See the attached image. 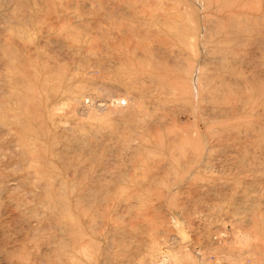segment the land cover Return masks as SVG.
<instances>
[{
    "label": "rangeland",
    "instance_id": "obj_1",
    "mask_svg": "<svg viewBox=\"0 0 264 264\" xmlns=\"http://www.w3.org/2000/svg\"><path fill=\"white\" fill-rule=\"evenodd\" d=\"M15 23L49 150L35 178L0 127V264L67 263L66 193L99 264H264V0H0L3 48Z\"/></svg>",
    "mask_w": 264,
    "mask_h": 264
},
{
    "label": "bare ground",
    "instance_id": "obj_2",
    "mask_svg": "<svg viewBox=\"0 0 264 264\" xmlns=\"http://www.w3.org/2000/svg\"><path fill=\"white\" fill-rule=\"evenodd\" d=\"M19 1V0H18ZM61 1V0H60ZM49 2V1H48ZM50 2H51V0H50ZM47 3V2H46ZM61 3V2H60ZM53 4V3H52ZM19 7V6H18ZM48 12V11H47ZM54 12H56V11H54ZM10 13V12H9ZM16 13V12H15ZM52 13V12H51ZM13 18H15L14 16H13ZM20 18V17H19ZM23 18V17H22ZM8 19V18H7ZM24 19V18H23ZM11 20H12V17H11ZM11 20H9V21H11ZM25 20V19H24ZM8 21V22H9ZM37 21V20H36ZM3 22V21H2ZM15 22V21H14ZM25 22V21H24ZM6 23V22H5ZM11 24H13V23H11ZM15 24H17V23H15ZM19 24H21V23H19ZM19 24H17V25H15V27L13 28V25H11L12 26V28H11V26H10V24L8 25V26H10V27H8V26H6V27H8L7 28V30L5 29V27H4V29L6 30V31H8L9 32V35L10 36H7V35H5V36H7V37H9V38H11V40H9V41H7V37L5 38L4 36V39H5V41H4V43L3 44H5V45H3V46H7L6 48H3L2 47V45L0 44V47H2L3 49H6V51L4 50V51H2V54L0 55L1 56V60H0V123H2V124H0V127L3 125V127H1V128H4L5 127V130L7 131L6 133L7 134H9L10 135V139H12L13 141H14V143H15V147H19L18 149V151H21V153H22V156L21 157H23V156H25V158H26V160L28 161V166L29 167H31L32 168V166H33V168L31 169L32 171H33V174L35 173V175H36V177L35 176H33V177H35V178H37L38 176H42L43 177V175H42V173H44L45 171L43 170L44 168L42 167V165L41 164H39V162H41L42 164H44L45 163V159H46V153L48 152V150H47V148L44 146V148L43 149H45V150H42L43 151V153H44V155H38L37 156V158H33L34 156H35V152H34V150L35 149H33V148H35L34 146L36 145L35 144V136H34V134H33V131H34V124H33V122L32 123H30V115L28 114L30 111H29V106L31 105H29L28 106V103L29 102H32V100H34V98L36 99V97H40L41 99L43 98V97H45V99L48 97L47 96V89H46V85H47V81H49L48 80V77H49V75L51 76V73H49V72H47V70H46V66H44V65H46V64H44V62H43V64H41L40 65V67H39V63L36 61V59H32V54L31 55H27V57H25V54L23 55L24 57H25V59H26V62H27V64H26V66L29 68H27V70L25 71L24 69H17V66L15 65L16 63H14L15 62V60H17V58H15V54H14V52H17V51H14L15 49H16V45H17V43L19 42V40L21 41H24L25 39H27L28 37V39L29 40H32L31 38H30V33H29V31L28 30H26V28H24V27H22V25L21 26H19ZM60 26V25H59ZM27 28H28V26H26ZM29 30H30V28H28ZM77 29V28H76ZM51 30V29H50ZM60 30V29H59ZM35 31V30H34ZM31 32V31H30ZM7 33V32H6ZM8 34V33H7ZM29 40H25L26 41V43L28 44V42L27 41H29ZM18 41V42H17ZM1 42V41H0ZM22 45H23V43H22ZM29 45V44H28ZM25 46H26V44H25ZM24 46V47H25ZM29 47V46H28ZM37 47V46H36ZM2 48H1V50H2ZM17 48H18V46H17ZM21 49V48H20ZM0 50V51H1ZM19 50V49H18ZM20 51V50H19ZM18 51V52H19ZM4 52V53H3ZM17 52V53H18ZM25 52V51H24ZM16 53V54H17ZM33 53V52H32ZM35 54V53H34ZM33 54V55H34ZM18 55V54H17ZM47 58V57H46ZM45 58V59H46ZM25 59H24V61H25ZM23 60V59H22ZM44 60V59H43ZM38 61H39V58H38ZM19 62V61H18ZM17 62V63H18ZM21 62V61H20ZM40 62H41V60H40ZM25 63V62H24ZM23 64V63H22ZM33 64V65H32ZM50 64V63H49ZM18 65V64H17ZM43 65V66H42ZM22 66V65H21ZM23 66H24V64H23ZM49 66V65H48ZM59 66V65H58ZM18 67H20V66H18ZM45 67V68H44ZM20 68H22V67H20ZM41 68V69H40ZM42 68H44V69H42ZM59 67H57L56 68V71H57V69H58ZM22 70H24L25 71V73H21V72H19V71H22ZM24 71H22V72H24ZM49 71H51L50 69H49ZM55 71V72H56ZM46 72H47V74H46ZM62 72V71H61ZM49 74V75H48ZM55 76V75H54ZM57 76V75H56ZM59 76V75H58ZM61 77V76H60ZM60 77H58V79L60 78ZM49 78H52V77H49ZM62 78V77H61ZM61 80H59V82H60ZM62 82V81H61ZM54 84V83H53ZM53 86V85H52ZM48 88V87H47ZM54 88V87H53ZM39 91V92H38ZM66 92V91H65ZM38 93H40V95L41 96H39V94ZM73 94V93H72ZM49 95V94H48ZM117 96V95H116ZM41 99H39L40 101H43V100H41ZM112 100V99H111ZM115 100H117V99H115ZM39 101V102H40ZM46 101V100H45ZM79 101V100H78ZM119 103L120 102H123L124 100H117ZM38 102V101H37ZM125 102V101H124ZM33 104V103H32ZM112 104V103H111ZM116 104V103H115ZM68 105H69V103H68ZM100 105H102V104H100ZM104 105V104H103ZM37 106H38V104H37ZM36 106V107H37ZM67 106V105H66ZM31 107V106H30ZM54 107V106H53ZM60 107H62V105H60ZM74 107V106H73ZM38 108V107H37ZM36 108V109H37ZM35 109V110H36ZM55 109V108H54ZM38 110V109H37ZM32 112V111H31ZM36 112V111H35ZM44 112V111H43ZM56 112H57V110H56ZM34 113V112H33ZM39 114V113H38ZM37 114V115H38ZM52 114L54 115V113L52 112ZM36 115V114H35ZM51 115V114H50ZM58 115V114H57ZM64 115V114H63ZM46 116V115H45ZM39 117V116H38ZM42 116H40V118H41ZM34 119L36 118L35 116L33 117ZM45 118V117H44ZM52 119H53V117H51ZM103 118V117H102ZM30 120V121H29ZM46 120V119H45ZM61 121V120H60ZM43 125V124H42ZM58 125H59V123H58ZM60 127H61V125H60ZM5 130H3L4 132H5ZM51 130V129H50ZM32 131V132H31ZM37 132V131H36ZM53 132V131H52ZM3 134V133H2ZM37 134H38V132H37ZM51 134V133H50ZM5 135V134H4ZM39 135V134H38ZM1 136V135H0ZM3 136V135H2ZM8 136V135H7ZM5 137V136H4ZM2 138V137H1ZM38 138V137H37ZM40 138V137H39ZM38 138V139H39ZM54 140V139H53ZM57 140V139H56ZM11 140H9V142H10ZM38 141V140H37ZM44 142V141H43ZM13 144V143H12ZM38 144V143H37ZM46 144V143H45ZM59 144V143H58ZM9 145V144H8ZM40 145V144H39ZM57 145V144H56ZM48 146V145H47ZM10 147V146H9ZM40 147H42V145L40 146ZM3 148V147H2ZM11 149V148H10ZM40 149V148H39ZM6 151V150H5ZM45 151V152H44ZM9 152V151H8ZM16 152H17V150H16ZM37 152V151H36ZM4 153V152H3ZM12 153V152H11ZM43 153H40V154H43ZM51 153V152H50ZM9 154V153H8ZM20 154V152L18 153V155ZM11 155V154H10ZM53 155V154H52ZM8 156V155H7ZM14 156H16V154L14 155ZM40 156V157H39ZM44 156H45V158H44ZM13 157V156H12ZM20 157V156H19ZM43 157V158H42ZM51 157V156H50ZM24 158V159H25ZM48 158V157H47ZM175 158V157H174ZM46 161H47V159H46ZM48 161H49V159H48ZM27 163V162H26ZM47 163V162H46ZM51 162H49L48 164H50ZM20 164V163H19ZM45 165V164H44ZM43 165V166H44ZM47 167H48V165H47ZM171 167V166H170ZM188 167V166H187ZM27 169H30V168H27ZM9 170V169H8ZM47 170V169H46ZM178 170V169H177ZM16 171V170H15ZM14 172V171H13ZM32 174V173H31ZM32 174V175H33ZM45 175H47V174H45ZM30 176V175H29ZM55 176H57V175H55ZM22 177V176H21ZM46 176H44V178H45ZM48 177V176H47ZM49 177H50V175H49ZM39 178H41V177H38V179ZM43 178V179H44ZM50 179H51V181H52V178L50 177ZM49 179H47L46 181H48ZM41 181H43V180H41ZM45 182V181H44ZM79 184V183H78ZM50 185H52V184H50ZM65 185H67V184H65ZM68 186V185H67ZM13 188V187H12ZM68 188H69V186H68ZM73 189H74V187H73ZM52 190V189H51ZM69 190H71V189H69ZM55 191V190H54ZM67 191H65V193H66ZM71 192V191H70ZM46 194V193H45ZM67 194V193H66ZM64 195V196H66V198H64V200L66 199V201H64V205H63V210H62V212L61 213H63V214H61L62 215V223L61 224H63V226L64 227H66V229H67V233H69V231L71 232V239L73 240H71L72 241V243L74 242V244H73V246L75 247V250L73 249V247H68L69 249H72V250H70V251H72V253L73 254H71V252L70 253H67L69 256H68V258H67V263H65V264H97L98 262L96 261V257H97V259H98V255H96L97 253H96V249L94 248V246H96V245H94L93 244V241L95 240V239H97V237H96V235L93 237V235L94 234H92L93 232H94V230H92L93 232H91V228L93 227L92 225V227H90V229H87V228H89V226L87 225V224H85V223H88V222H86V216H84V215H87L88 216V214L86 213H84V215L82 214V212H81V210H80V207L79 206H81V204L78 206V205H74V202H72L71 203V198H69L70 196H68V195ZM49 195V194H48ZM58 196V195H57ZM81 197V196H80ZM70 199V200H69ZM78 199V198H77ZM60 200V199H59ZM78 202V201H77ZM76 203V202H75ZM93 203V202H92ZM79 204V203H78ZM84 206V205H83ZM55 207V206H54ZM137 207V206H136ZM84 208H85V206H84ZM83 208V211L85 210ZM50 209V208H49ZM91 211V210H90ZM84 212H86V211H84ZM51 213V212H50ZM55 213V212H54ZM91 213V212H90ZM92 216H93V214H91ZM89 216H90V214H89ZM90 218H91V216H90ZM89 218V219H90ZM94 218V217H93ZM88 218H87V220H89ZM112 220V219H111ZM114 220V219H113ZM125 221H126V219H124ZM123 220V221H124ZM119 221V220H118ZM122 221V220H121ZM120 221V222H121ZM122 221V222H123ZM90 222H91V219H90ZM89 222V223H90ZM115 222V221H114ZM110 223H113V222H110ZM116 223V222H115ZM124 223V222H123ZM126 223V222H125ZM87 225L88 227L86 228V226L85 225ZM90 224H92V222L90 223ZM116 225H117V227H120V226H118L119 224L118 223H116ZM124 226H126V225H124ZM63 227V229H65ZM114 227H116V226H114ZM114 227H113V229H114ZM116 227V231L118 230V231H123V230H126V229H123V230H119L118 228ZM121 227H123V225L121 226ZM120 227V228H121ZM124 228H126V227H124ZM69 230V231H68ZM64 232H65V234H66V231L64 230ZM115 232V231H114ZM126 232V231H125ZM119 233V232H118ZM118 233H117V235H118ZM124 234V233H123ZM126 234V233H125ZM68 235V234H67ZM116 235V236H117ZM119 236V235H118ZM117 236V237H118ZM184 236V235H183ZM182 237V236H181ZM66 238H67V236H66ZM95 238V239H94ZM119 238V237H118ZM183 238V237H182ZM68 239V238H67ZM67 239H65V240H67ZM113 239V238H112ZM184 240V239H183ZM187 240V239H186ZM71 241H70V243H71ZM95 241H98V240H95ZM94 241V242H95ZM116 243L115 244H117V248L119 247L118 246V242L120 241H118L117 240V238H116ZM152 241V240H151ZM67 243H68V241H67ZM65 244H66V242H65ZM114 244V243H113ZM150 244V243H149ZM67 245V244H66ZM71 244H69V246H70ZM152 245V244H151ZM97 247V246H96ZM65 248V247H64ZM67 248V249H68ZM152 248V247H151ZM69 249H68V251H69ZM93 249H95V250H93ZM100 249V248H99ZM115 249H116V247H115ZM65 250H66V248H65ZM161 251V250H160ZM159 251V252H160ZM67 252V251H66ZM94 252V253H93ZM114 252L116 253V251L114 250ZM155 252V251H154ZM162 252V251H161ZM96 253V254H95ZM114 253V255H116ZM118 254V253H117ZM154 254V253H153ZM161 254V253H160ZM164 254V253H163ZM96 255V256H95ZM168 255V254H167ZM163 257V256H162ZM167 256L165 255L164 257H163V259L161 260V261H158V262H156V264H169V263H167V260L165 261V258H166ZM63 258H65V256H63ZM99 258H100V256H99ZM174 258V257H173ZM182 258H184V257H182ZM66 259V258H65ZM114 259H116V257L114 258ZM158 259H160V258H158ZM157 259V260H158ZM175 259V258H174ZM99 260V259H98ZM150 260V259H149ZM96 261V262H95ZM179 261V260H178ZM95 262V263H94ZM116 263V260H114L113 261V263ZM112 263V264H113ZM114 263V264H115ZM118 264H119V262H117ZM99 264V263H98Z\"/></svg>",
    "mask_w": 264,
    "mask_h": 264
}]
</instances>
